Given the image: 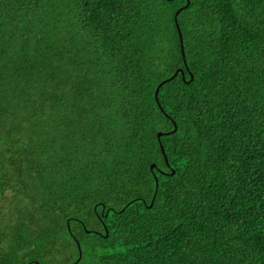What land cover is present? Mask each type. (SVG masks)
Wrapping results in <instances>:
<instances>
[{
    "label": "trees",
    "instance_id": "1",
    "mask_svg": "<svg viewBox=\"0 0 264 264\" xmlns=\"http://www.w3.org/2000/svg\"><path fill=\"white\" fill-rule=\"evenodd\" d=\"M188 2L0 0V264H264V0Z\"/></svg>",
    "mask_w": 264,
    "mask_h": 264
},
{
    "label": "water",
    "instance_id": "2",
    "mask_svg": "<svg viewBox=\"0 0 264 264\" xmlns=\"http://www.w3.org/2000/svg\"><path fill=\"white\" fill-rule=\"evenodd\" d=\"M169 1H172V0H169ZM188 5H189V2H188V4H187V6H188ZM187 6H186V7H187ZM183 9H184V8H180V9L176 12V15H175V21H176V25H177L178 30H179V37H180V42H181V50H182V54H183V57L185 58L184 42H183V38H182V33H181V31H180V28H179V24H178V15H179V13H180ZM184 61H185V59H184ZM185 64H186V69H188V66H187L186 61H185ZM179 73H181L182 76H183V78H185V72H184V70H182V69L177 70L176 73L172 76V78H175ZM172 78L163 81V82L158 86V88L156 89L155 97H156V100H157V101H158V95H159V90H160V88L163 86V84L167 83V82H168L169 80H171ZM192 79H193V77H191V80H192ZM158 102H159V101H158ZM158 104H159V103H158ZM176 131H177V126L175 125V129H174L173 132H176ZM167 134H169V133H162V132L158 133V140H159V142H160V140H161V137H162L163 135H167ZM160 146H161L162 153H163V155H164V157H165V160H166V162H167L168 160H167V157H166V155H165L164 147H163V145H162L161 143H160ZM155 167H156V165L153 164V165L151 166V170H153ZM156 181H157V178H156ZM157 183H158V181H157ZM81 256H82V253H81V251H80V258H81ZM37 264H38V263H37Z\"/></svg>",
    "mask_w": 264,
    "mask_h": 264
},
{
    "label": "snow or ice",
    "instance_id": "3",
    "mask_svg": "<svg viewBox=\"0 0 264 264\" xmlns=\"http://www.w3.org/2000/svg\"><path fill=\"white\" fill-rule=\"evenodd\" d=\"M189 3H190V0H189Z\"/></svg>",
    "mask_w": 264,
    "mask_h": 264
}]
</instances>
